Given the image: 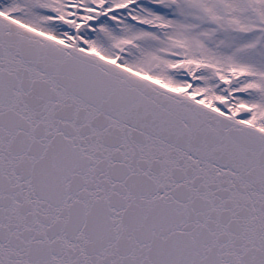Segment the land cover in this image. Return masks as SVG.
I'll return each mask as SVG.
<instances>
[{"label":"snow or ice","instance_id":"obj_1","mask_svg":"<svg viewBox=\"0 0 264 264\" xmlns=\"http://www.w3.org/2000/svg\"><path fill=\"white\" fill-rule=\"evenodd\" d=\"M0 264H264V0H0Z\"/></svg>","mask_w":264,"mask_h":264}]
</instances>
